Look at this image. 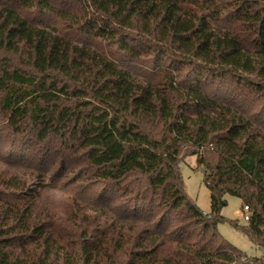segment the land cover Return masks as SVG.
<instances>
[{
  "label": "trees",
  "instance_id": "1",
  "mask_svg": "<svg viewBox=\"0 0 264 264\" xmlns=\"http://www.w3.org/2000/svg\"><path fill=\"white\" fill-rule=\"evenodd\" d=\"M0 163V264H264V0H0Z\"/></svg>",
  "mask_w": 264,
  "mask_h": 264
},
{
  "label": "rangeland",
  "instance_id": "2",
  "mask_svg": "<svg viewBox=\"0 0 264 264\" xmlns=\"http://www.w3.org/2000/svg\"><path fill=\"white\" fill-rule=\"evenodd\" d=\"M7 167L0 163V169ZM181 173L185 182L187 194L205 213L211 211V192L207 187L203 169L198 166L195 156L186 157L180 163ZM47 182V180H46ZM226 204L221 209V214L226 218L218 223V230L222 236L231 244L243 251L248 257L264 259V247L255 244L251 238L242 230L247 224L244 220L243 201L233 195H226ZM230 220H235L238 226L233 225Z\"/></svg>",
  "mask_w": 264,
  "mask_h": 264
},
{
  "label": "built area",
  "instance_id": "3",
  "mask_svg": "<svg viewBox=\"0 0 264 264\" xmlns=\"http://www.w3.org/2000/svg\"><path fill=\"white\" fill-rule=\"evenodd\" d=\"M243 211H244V216H243V218H244V220H249V218H250V212H249V206H244V208H243Z\"/></svg>",
  "mask_w": 264,
  "mask_h": 264
}]
</instances>
